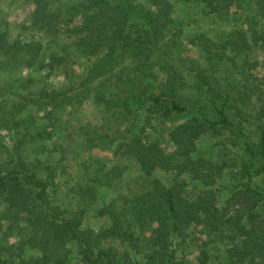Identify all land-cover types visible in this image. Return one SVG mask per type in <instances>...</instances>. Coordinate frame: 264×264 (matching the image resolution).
Wrapping results in <instances>:
<instances>
[{
    "label": "trees",
    "instance_id": "obj_1",
    "mask_svg": "<svg viewBox=\"0 0 264 264\" xmlns=\"http://www.w3.org/2000/svg\"><path fill=\"white\" fill-rule=\"evenodd\" d=\"M259 178L264 0H0V264H264Z\"/></svg>",
    "mask_w": 264,
    "mask_h": 264
},
{
    "label": "rangeland",
    "instance_id": "obj_2",
    "mask_svg": "<svg viewBox=\"0 0 264 264\" xmlns=\"http://www.w3.org/2000/svg\"><path fill=\"white\" fill-rule=\"evenodd\" d=\"M10 6H4L3 11H9L11 10V14L13 16H16L18 18H22L23 15V11L21 8H18V6H13L11 5V2H9ZM17 9V10H16ZM15 18V17H12ZM205 27H216L215 24L212 23H207L204 24ZM223 27L226 28V26L223 24ZM82 114H90V110L89 107L87 105L84 106V109L81 111ZM207 143H210V141L207 139ZM216 141V139H213L212 142L214 143ZM213 147H215L213 145ZM103 151H101L102 153ZM105 152H103L104 154ZM69 169L72 173L76 172L75 166L72 165V163L69 164ZM133 172V169H129ZM60 179H63V177H60ZM260 186H262L264 188V178H259L256 181ZM49 193H51V199L53 203H56L58 206H60V208L64 209V211L67 213L69 211V209L74 208V200L73 198H71V194L69 191H67L64 187V185H62V183H60V185L58 186V188L54 191H49ZM104 195V194H102ZM101 197L98 196L95 201L93 202L92 206L89 208V211L86 213V216L84 218V223L91 225L93 227H98L99 225L103 224L105 221L103 218L98 217L94 212L93 209L94 207H97L101 204ZM188 257H191V255H188Z\"/></svg>",
    "mask_w": 264,
    "mask_h": 264
}]
</instances>
